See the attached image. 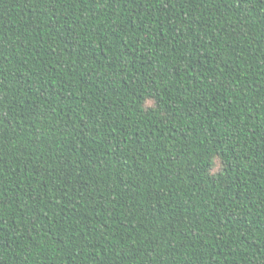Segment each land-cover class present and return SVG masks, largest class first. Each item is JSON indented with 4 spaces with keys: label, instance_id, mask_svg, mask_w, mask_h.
<instances>
[{
    "label": "trees",
    "instance_id": "16d2710c",
    "mask_svg": "<svg viewBox=\"0 0 264 264\" xmlns=\"http://www.w3.org/2000/svg\"><path fill=\"white\" fill-rule=\"evenodd\" d=\"M0 264H264V0H0Z\"/></svg>",
    "mask_w": 264,
    "mask_h": 264
}]
</instances>
